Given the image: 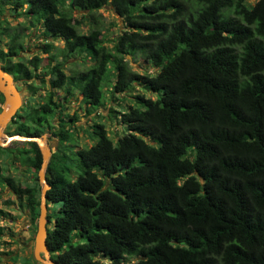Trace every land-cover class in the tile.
I'll use <instances>...</instances> for the list:
<instances>
[{"label":"trees","instance_id":"1","mask_svg":"<svg viewBox=\"0 0 264 264\" xmlns=\"http://www.w3.org/2000/svg\"><path fill=\"white\" fill-rule=\"evenodd\" d=\"M103 6L124 25L110 47L102 43ZM0 9L1 68L15 82H34L40 69L49 75L41 103L24 121L18 108L5 127L32 136L43 127L57 137L44 172L51 259L264 264V0H0ZM11 12L24 19L9 23ZM38 23L62 46L44 42V57L21 59L28 27ZM138 55L152 74L131 67ZM71 56L89 63L67 74L62 60ZM110 70L112 96L138 86L152 97L134 93V104L117 112L126 132L114 143L102 124L90 125L94 142L67 158L76 170L70 179L51 163L76 116L62 113L61 102L77 91L82 110L93 111ZM21 143L20 161L38 170L35 142ZM2 184L36 221L38 184L22 187L0 172Z\"/></svg>","mask_w":264,"mask_h":264},{"label":"rangeland","instance_id":"2","mask_svg":"<svg viewBox=\"0 0 264 264\" xmlns=\"http://www.w3.org/2000/svg\"><path fill=\"white\" fill-rule=\"evenodd\" d=\"M247 1L252 3L255 0ZM4 13H7V11L4 10ZM71 13L76 18H79V11L71 10ZM97 13L99 14L98 19L101 24L102 43L106 47H110L117 31L122 29L124 25L120 17L112 13L109 6L99 8ZM6 19L9 23L15 24L17 21H22L24 15L15 17L14 13L11 12V16L8 14ZM89 26L90 24L88 21H83L80 27L82 31H86ZM26 33L27 35L23 39V49L19 53L21 59H27L33 54L44 57L46 54L41 50L44 42H50L53 47L62 46V41L58 38L46 40L45 34L39 23L29 26ZM4 42L5 39H2V43ZM49 50L51 52L53 48ZM57 59L60 58L58 57ZM128 60L131 67L140 73L152 74L154 72L155 68L145 63L140 55L134 59L129 58ZM88 63L89 62H83L76 56H71L64 61L62 60V70L67 74L74 73L83 69ZM108 74V79L104 80L102 83L101 104L93 111L85 113L82 110L79 102L80 95L77 91H74L71 97L69 96L64 102H61L62 113L70 116L76 113V116L75 121L71 123L69 128V135H67L65 141L60 144V151H58L57 156L51 160V163L57 166V168L64 169V167H66L67 169L64 170V173L70 179L76 175V170L67 158L70 156L71 151L87 147L94 142V138L90 136V125L93 123L102 124L109 139L114 143L117 137L126 132L124 127L117 122V112L126 110L128 105L134 104V93L138 92L144 96L152 97L150 93L138 86H133L129 91L113 94L112 96L109 91L114 81L115 73L113 70H110ZM48 78L49 75L47 71L45 69H40L39 76L34 82L31 80L16 82V87L21 95V103L18 108L22 107L21 110L18 111L21 115L19 121H24L28 111L30 112L32 108L37 107L38 103H41L47 88ZM53 91L55 96L63 95L62 90L54 89ZM0 103V109H2V96H0ZM56 117V115L53 117V123L55 124L58 122ZM28 125L32 129V124L28 123ZM14 126L15 124L11 123L9 127H4L3 134L0 138L4 140L5 136L15 135V133H12ZM41 129L42 131L39 136H42L51 154L52 151L58 148L57 137L50 134V132L46 131L43 127H41ZM21 142V140L13 139L6 146H1L6 147V150H0V172L14 179L22 187H28L37 183L40 192L41 184L37 179V170L35 171L33 168L20 161L18 152L22 147ZM50 154L47 158V162L50 160ZM35 177L36 181L34 180ZM23 201L24 198L13 193L7 185H0V209L4 213L0 216V264H41L32 256V244L36 229V221H30L29 210ZM46 209V215H51L53 210L52 203H48ZM46 224L48 226L47 221ZM96 257H99V255H96Z\"/></svg>","mask_w":264,"mask_h":264},{"label":"water","instance_id":"3","mask_svg":"<svg viewBox=\"0 0 264 264\" xmlns=\"http://www.w3.org/2000/svg\"><path fill=\"white\" fill-rule=\"evenodd\" d=\"M0 94L3 99V107L0 110V137L3 134V128L15 113L21 103V95L16 87V82L11 75L4 71L0 66ZM34 141L40 153V165L37 170V179L41 184L38 198V215L36 220V229L32 244V256L41 264H61L50 257V253L45 243L46 236V196L45 192L49 189V184L45 179V167L50 149L46 146L42 136L19 135L5 136L4 140L0 138V146H6L11 140Z\"/></svg>","mask_w":264,"mask_h":264}]
</instances>
